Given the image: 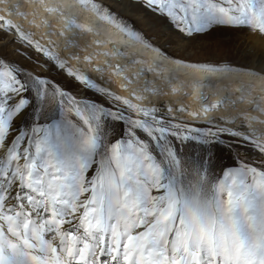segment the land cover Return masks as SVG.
<instances>
[{
	"label": "snow or ice",
	"instance_id": "6c2138e0",
	"mask_svg": "<svg viewBox=\"0 0 264 264\" xmlns=\"http://www.w3.org/2000/svg\"><path fill=\"white\" fill-rule=\"evenodd\" d=\"M29 2L58 15L53 34L67 48L79 47L80 33L100 35L70 6ZM74 2L156 57L92 41L113 45L83 59L107 58L128 91L119 95L73 67L79 55L62 57L54 41L42 45L16 23L13 16L29 15L19 3L0 0V39L11 36L42 54L41 72L55 70L102 97L79 99L50 76L0 55V264H264V128L254 127L264 125V86L233 78L264 80V0H116L125 10L145 9V27L161 35L171 25L180 39L223 29L253 36L258 47L245 46L241 56L258 72L173 59L111 5ZM135 65L141 67L128 73ZM93 70L103 77L105 68ZM182 91L198 102L195 110L149 99ZM242 104L249 109L237 112ZM225 136L250 143L256 160L237 152L231 166L222 164L217 150Z\"/></svg>",
	"mask_w": 264,
	"mask_h": 264
},
{
	"label": "rangeland",
	"instance_id": "374dc122",
	"mask_svg": "<svg viewBox=\"0 0 264 264\" xmlns=\"http://www.w3.org/2000/svg\"><path fill=\"white\" fill-rule=\"evenodd\" d=\"M110 1L112 2L110 3ZM101 2L106 5H111L113 10L119 13L120 18L131 25L135 30L140 31L147 40H159L164 43L169 42L167 46L170 47L169 50L171 54H168V56L172 58L182 59L191 63L210 65L227 64L238 68H246L251 63L241 56L242 49L245 46L253 44L251 35L239 33L230 29H223L195 38L180 39L182 34L171 25H166L169 30L161 35L158 30L145 27L143 23L146 12L145 9L139 8L133 9L132 11V8H129L131 9V11H129L131 14H128L122 11V8L119 7L116 0H101ZM124 2L126 3L127 0H124ZM156 34H158L159 37L154 40ZM33 38L37 40L35 36ZM40 43L44 45L42 42ZM18 53H26V56L31 57V59H27L25 56L19 55ZM0 55L10 60L17 61L27 69H31L42 75L50 76L66 91L77 96L79 99L102 101V97L94 90L85 88L79 82L64 74H58L55 70H45L41 72L39 64L45 63V58L42 54L36 53L34 49L28 48L19 42L14 43L11 36L0 39ZM49 67L51 66L49 65ZM195 124L199 127H206V125L200 121H196ZM222 139L223 143L217 150L222 164L231 166L237 152L246 158H250V161L256 160V151L250 143L242 141L239 138L227 136L222 137Z\"/></svg>",
	"mask_w": 264,
	"mask_h": 264
},
{
	"label": "bare ground",
	"instance_id": "6f19581e",
	"mask_svg": "<svg viewBox=\"0 0 264 264\" xmlns=\"http://www.w3.org/2000/svg\"><path fill=\"white\" fill-rule=\"evenodd\" d=\"M48 3H62L67 6H70L68 10H70L72 13H74L77 18L79 19L80 22L85 23L93 27V29L97 32L100 33L99 36H94L91 33L84 34L80 33L76 37V42L79 45V47H71L67 48L65 46V38L60 37L58 35L53 34L60 26V20L58 18L57 14H48L46 13L43 8L39 4H33L30 3L29 0H9L10 4H20V9L19 11L29 13L27 19H24L20 16H13L12 19L21 25V27L25 31H32L34 33L35 37L37 40L42 42L45 46L47 47H53L52 45L48 44L49 40H52L55 42V47L54 51L58 52L62 57H68L71 53H75L81 57L80 61L76 60H70V64L73 67L79 68L82 72L86 73L89 75L96 83L100 84L101 86L110 89L111 91L122 95V96H127L128 91H124L121 89L120 85L124 83L122 77H115L111 75V69H108L107 66L105 65L104 61L105 58L104 56H93V61L91 64L88 62L84 61L83 57L86 55H89L90 53H95V52H103V51H109L112 49L113 45L112 44H105L103 46H97L92 43L93 40H111L115 43L117 47H122L126 51L133 52L138 54L140 57L144 59H152L156 57V54L151 51L149 48H145L143 45L138 44V43H133L131 41H128L127 37L121 33L118 29L113 27L112 25H109L103 21H99L95 16H93L91 13L83 11L81 8H79L78 5L75 4L74 0H47ZM112 1H110L111 3ZM4 5L0 4V8H3ZM119 10V9H118ZM35 11L37 15L33 17L31 13ZM120 11V10H119ZM124 13L131 14V9H122ZM133 11V8H132ZM3 13L0 12V15ZM133 15V14H132ZM135 15V14H134ZM35 20V23H30V21ZM43 20H47L49 27H45L42 23ZM36 25H39L37 27ZM159 34V33H158ZM158 34L154 36V40L158 39ZM145 38V37H144ZM145 40H147L145 38ZM251 40L253 41V44L257 45L258 47V41L254 39L253 36H251ZM149 44H152L156 47H160L163 49V51L167 54H171L170 52V47L167 46L169 42L164 43L160 42L159 40L155 41H149L147 40ZM181 42V41H180ZM180 44V43H179ZM252 44V45H253ZM82 48H86V51H82ZM172 58V57H171ZM173 59H178V58H173ZM112 64H115L117 62L121 64H128V61L126 59H120L119 61L112 59L110 60ZM165 64H169L170 61H163ZM188 62V61H185ZM191 63V62H189ZM202 64V63H201ZM251 65V66H250ZM250 65L246 68H238L234 67L240 70H251V71H259V65H256L255 62H251ZM95 66H100L105 68V71L103 73V77L101 76V73H98L94 71ZM219 66V65H216ZM138 67H141L140 65H135V66H130L128 69V73L135 72ZM233 67V66H232ZM182 72H190L192 70H187V69H182ZM125 73V74H128ZM234 79H241V80H249L252 79V82L256 84L257 86H264V80L260 78H249L247 76H234ZM148 79H155V77L149 75ZM160 87H163V84L160 83L159 81L157 82ZM136 84H133L132 87H136ZM167 91V89H165ZM204 91H210L208 89H205ZM149 99L151 100L152 103L159 104L163 102L164 106L166 107L168 103L170 102L173 106H176L180 103L184 104L189 108V110H195L199 104L197 101H195L194 97H185L183 95V91L180 94L177 95H168V96H162V95H155V96H150ZM216 99L214 96H210L209 100ZM147 103V101H146ZM249 109V105L247 104H242L237 108V112H243L247 111ZM223 114L222 112H217V113H212V115L219 116ZM229 114L235 115V112H230ZM252 115L259 116V113H252ZM184 118L187 119L186 114H184ZM264 119V117H261ZM239 121H237V126H239ZM254 127L257 129H262L264 128V125H261L259 123L255 124Z\"/></svg>",
	"mask_w": 264,
	"mask_h": 264
}]
</instances>
